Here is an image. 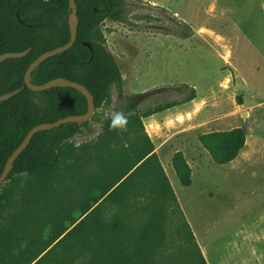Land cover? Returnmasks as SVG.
<instances>
[{"label": "trees", "instance_id": "trees-1", "mask_svg": "<svg viewBox=\"0 0 264 264\" xmlns=\"http://www.w3.org/2000/svg\"><path fill=\"white\" fill-rule=\"evenodd\" d=\"M75 2L76 43L44 61L32 73L31 83L40 86L58 79L78 83L92 94L96 109L111 102L114 86L118 98L126 100L121 115L127 123L113 126L115 115L110 116L97 139L79 147L72 140L90 132V122L65 124L35 135L0 188V211L24 180L32 183L28 191L30 215L53 203L67 204L73 196L78 201L84 198L85 203L77 213L59 217L57 212L51 220H44L42 214L30 221L20 218L7 229L0 228V264H164L172 256L169 243L174 241L191 247L198 263L206 264L144 131L146 119L194 101L195 89L187 85L174 89L178 94L190 90L182 103L171 102L144 112L132 107L133 98L124 96L121 70L101 32L106 20H120L127 0ZM70 16L69 0H0V56L30 50L24 58L0 64V96L24 88L0 103V176L33 128L87 112L88 101L77 90L55 87L34 93L24 82L37 58L70 41ZM84 43H90L92 51ZM167 90L143 96L150 98ZM37 98L43 100V106ZM199 142L214 164L226 166L244 149L246 135L235 129L201 135ZM64 164L68 165L65 176L55 181ZM172 167L178 181L189 187L192 172L182 152L173 156ZM107 203L113 209L105 217Z\"/></svg>", "mask_w": 264, "mask_h": 264}, {"label": "rangeland", "instance_id": "rangeland-1", "mask_svg": "<svg viewBox=\"0 0 264 264\" xmlns=\"http://www.w3.org/2000/svg\"><path fill=\"white\" fill-rule=\"evenodd\" d=\"M101 32L132 107L144 112L182 103L190 90L178 94L174 89H195L194 101L146 119L144 131L159 152L206 264H264V0H127L120 20H106ZM161 88L168 90L143 96ZM36 101L44 105L41 98ZM125 104L111 87V102L96 109L90 132L73 144L95 141L110 116L124 113ZM235 129L245 132L244 149L232 163L214 164L199 137ZM177 152L191 168L189 187L173 170ZM67 166L55 181L65 176ZM31 187L24 180L0 211L1 229L20 218L30 221L42 214L51 220L57 212L59 217L77 213L85 203L73 196L67 204L53 203L30 215ZM105 208L108 217L113 208L110 203ZM169 247L172 256L164 264H199L191 247L177 241Z\"/></svg>", "mask_w": 264, "mask_h": 264}, {"label": "water", "instance_id": "water-1", "mask_svg": "<svg viewBox=\"0 0 264 264\" xmlns=\"http://www.w3.org/2000/svg\"><path fill=\"white\" fill-rule=\"evenodd\" d=\"M69 9L71 11L70 22H69V27H70V32H71L70 41L66 45H64L63 47L49 51V52L41 55L39 58H37L28 68V70L25 74L24 82H25L26 87L34 93L45 92V91H48V90L55 88V87H65V88H71V89L77 90V91L81 92L86 97V99L88 101L87 112H86V114H84L82 116H72V117H68V118L59 120V121L52 123V124H42V125H39V126L33 128L26 135L22 144L14 151V153L8 159L6 166H5V169L2 173V175L0 176V188L6 182L8 176L12 172V170L14 168L15 161L27 149V147L29 146V144L31 143V141L33 140V138L35 137L36 134L43 132V131H52L54 129L61 127L62 125L70 124V123L78 124L79 126H82L83 124H86V123L91 121V119L94 116V113L96 111L95 102H94V98H93L92 94L84 86H82L78 83H74L72 81H68L65 79L54 80V81L48 82V83H46L44 85H40V86H35L31 83L32 73L44 61L70 50L74 46V44L76 43L77 28H78V17H77V5H76L75 0H69ZM18 19H19V17H18ZM83 45L85 47H87L90 51H92V46L90 43H84ZM29 53H30V50H27V51L22 52V53H8V54L1 55L0 56V64L6 60H9V59L24 58ZM23 90H24V88H21V89L13 91L11 93L0 96V103L9 101L13 97L19 95Z\"/></svg>", "mask_w": 264, "mask_h": 264}, {"label": "clouds", "instance_id": "clouds-1", "mask_svg": "<svg viewBox=\"0 0 264 264\" xmlns=\"http://www.w3.org/2000/svg\"><path fill=\"white\" fill-rule=\"evenodd\" d=\"M127 123L126 119L121 114H116L113 118V126L119 124L121 127Z\"/></svg>", "mask_w": 264, "mask_h": 264}, {"label": "crops", "instance_id": "crops-1", "mask_svg": "<svg viewBox=\"0 0 264 264\" xmlns=\"http://www.w3.org/2000/svg\"><path fill=\"white\" fill-rule=\"evenodd\" d=\"M155 152H156L157 154H159V152H158L157 150H155Z\"/></svg>", "mask_w": 264, "mask_h": 264}]
</instances>
